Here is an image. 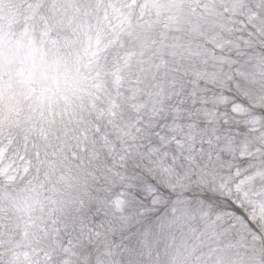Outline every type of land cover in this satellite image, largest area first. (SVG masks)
<instances>
[{"label": "snow or ice", "instance_id": "1", "mask_svg": "<svg viewBox=\"0 0 264 264\" xmlns=\"http://www.w3.org/2000/svg\"><path fill=\"white\" fill-rule=\"evenodd\" d=\"M0 264H264V0H0Z\"/></svg>", "mask_w": 264, "mask_h": 264}]
</instances>
